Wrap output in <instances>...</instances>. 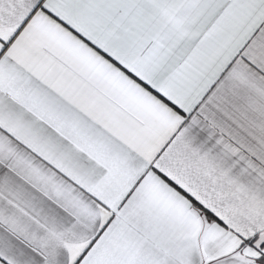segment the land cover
<instances>
[{"label": "snow or ice", "instance_id": "obj_1", "mask_svg": "<svg viewBox=\"0 0 264 264\" xmlns=\"http://www.w3.org/2000/svg\"><path fill=\"white\" fill-rule=\"evenodd\" d=\"M0 264H264V0H0Z\"/></svg>", "mask_w": 264, "mask_h": 264}]
</instances>
